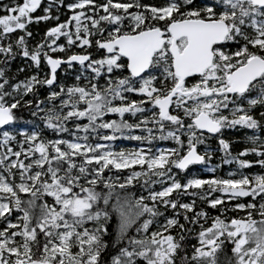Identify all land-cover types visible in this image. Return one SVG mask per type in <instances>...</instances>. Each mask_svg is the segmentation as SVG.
<instances>
[{
	"label": "snow or ice",
	"instance_id": "obj_1",
	"mask_svg": "<svg viewBox=\"0 0 264 264\" xmlns=\"http://www.w3.org/2000/svg\"><path fill=\"white\" fill-rule=\"evenodd\" d=\"M0 264H264V0H0Z\"/></svg>",
	"mask_w": 264,
	"mask_h": 264
},
{
	"label": "rangeland",
	"instance_id": "obj_2",
	"mask_svg": "<svg viewBox=\"0 0 264 264\" xmlns=\"http://www.w3.org/2000/svg\"><path fill=\"white\" fill-rule=\"evenodd\" d=\"M115 146L117 148V150H119V148H125V149H132V148H136L137 146L136 145H129L127 142L125 141H119V142H115ZM231 167H234V166H231ZM224 172H219L217 171V175L219 176H225L226 173H227V170H223ZM196 173L198 175H200L202 178H210L211 177V173H204L202 171H196Z\"/></svg>",
	"mask_w": 264,
	"mask_h": 264
},
{
	"label": "trees",
	"instance_id": "obj_3",
	"mask_svg": "<svg viewBox=\"0 0 264 264\" xmlns=\"http://www.w3.org/2000/svg\"><path fill=\"white\" fill-rule=\"evenodd\" d=\"M33 27V31L36 32V31H39L40 32V35L42 36L43 35V30H44V24L42 23L41 25L39 26H32ZM40 37H37V39H39ZM133 143L135 145H138V142H134ZM162 146H163V142H161ZM235 154V153H234ZM216 163H219V160L217 159L216 160ZM231 166L229 165H224L222 169H218L219 172H224L223 170H229ZM195 170H199V166H197V168ZM253 171H259L258 168H254Z\"/></svg>",
	"mask_w": 264,
	"mask_h": 264
}]
</instances>
